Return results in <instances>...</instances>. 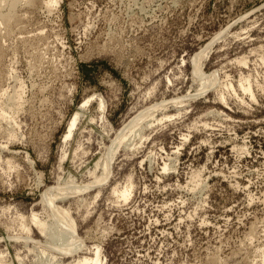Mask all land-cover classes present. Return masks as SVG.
I'll return each instance as SVG.
<instances>
[{"label": "rangeland", "instance_id": "rangeland-1", "mask_svg": "<svg viewBox=\"0 0 264 264\" xmlns=\"http://www.w3.org/2000/svg\"><path fill=\"white\" fill-rule=\"evenodd\" d=\"M16 1L0 0V264H264V0ZM141 112L151 126L109 152ZM49 194L77 247L42 233Z\"/></svg>", "mask_w": 264, "mask_h": 264}, {"label": "bare ground", "instance_id": "bare-ground-1", "mask_svg": "<svg viewBox=\"0 0 264 264\" xmlns=\"http://www.w3.org/2000/svg\"><path fill=\"white\" fill-rule=\"evenodd\" d=\"M16 1V0H15ZM17 2V1H16ZM15 2V3H16ZM21 2V1H20ZM50 1H48V3H49ZM55 3V2H54ZM57 3V2H56ZM15 4L13 3V6H14ZM50 5V4H49ZM222 33V32H221ZM221 33H218L219 35H221ZM219 35H216L217 37L219 36ZM216 38V37H215ZM217 39V38H216ZM216 39H213V40H216ZM214 42V41H213ZM213 42H211V43H213ZM208 46H210V45H208ZM207 46V47H208ZM206 47V48H207ZM205 50H207V49H205ZM205 52H207V51H203V52H201V53H199L198 55H196V56H194V58H192V63H193V65H194V74L195 75H197L198 77H203V74H202V72H200V70H199V66H198V64L200 63V61L203 59H205V58H207V56H208V54L206 53L205 54ZM201 64V63H200ZM213 79V78H212ZM243 89H245V90H247L246 88H243ZM248 92V91H247ZM156 107V106H155ZM158 107V106H157ZM151 108H154V107H151ZM151 110V109H150ZM147 111H149V110H147ZM151 111H149V112H147V113H150ZM142 113V112H141ZM145 113V112H144ZM147 113H145L144 115H143V113L142 114H140V115H138L137 117H135L133 120H131V122H129V124H127V126H124L125 128H123L124 130H122L120 133H121V135H118L117 137H116V139L112 142V145L110 146V148H109V152H113L116 148H118L119 146H120V144L122 143V141L123 140H125V138H126V132H131L130 134H134V131H135V129L139 126V125H141L142 123H144L145 125H146V127H148L149 125L151 126V122L150 121H146L147 120V118L148 117H151L150 115H148ZM75 121H76V118L72 121V124H71V127L74 125V123H75ZM152 121V120H151ZM119 133V134H120ZM114 148V149H113ZM113 150V151H112ZM109 154V153H108ZM111 155L109 156V157H107L108 159H110L111 160ZM107 162V161H106ZM108 162H109V160H108ZM109 165V164H108ZM108 165H104V171L106 172V171H108ZM166 167V166H165ZM164 170H165V168H164ZM109 174V173H108ZM79 190V189H78ZM78 190H75V191H78ZM128 190H125V191H123L122 193H121V195H122V197L124 198V199H127V197L129 196L128 195V193H129V191L127 192ZM49 192V191H48ZM45 196V195H44ZM43 196V197H44ZM56 197H58V196H56ZM56 197H53V195L51 194H49V196H46L45 198H43L44 199V201L47 203V205L50 207V210H51V214L53 215V219H54V221L53 222H55L56 224H54V225H50V227H46V226H44V225H39V227L41 228V231H42V233H44V234H46L47 235V237L50 239V240H55L56 241V243L57 242H59L60 243V241H63V243H65V244H67L68 246H70L71 248H74L75 246H76V244L74 245V243L73 242H75L74 241V233H75V231H74V227H73V224H72V221L70 220V219H68V216H66V214L65 213H63L64 215L62 216V217H60L59 215V217H57L56 215L58 214L57 212H59L58 211V208L57 207H55L53 204H54V199L56 198ZM57 213V214H56ZM61 213V212H60ZM51 215V216H52ZM58 227H62L64 230L62 231L61 230V233H60V236L58 237L57 236V233H56V231L58 230ZM65 231H70L71 233V237H69L66 233H65ZM69 238H71L72 240H70V241H68V239ZM76 242H78V241H76ZM80 242V241H79ZM79 245V244H78ZM77 247V246H76ZM78 250V249H77ZM99 251L100 250H98V249H95V253H94V256H95V258H93V259H87V258H83V259H81V260H79L76 264H99V255H100V253H99Z\"/></svg>", "mask_w": 264, "mask_h": 264}]
</instances>
